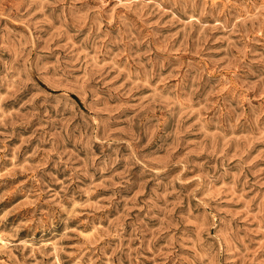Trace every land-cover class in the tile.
Returning <instances> with one entry per match:
<instances>
[{
  "label": "rangeland",
  "instance_id": "374dc122",
  "mask_svg": "<svg viewBox=\"0 0 264 264\" xmlns=\"http://www.w3.org/2000/svg\"><path fill=\"white\" fill-rule=\"evenodd\" d=\"M0 264H264V0H0Z\"/></svg>",
  "mask_w": 264,
  "mask_h": 264
}]
</instances>
